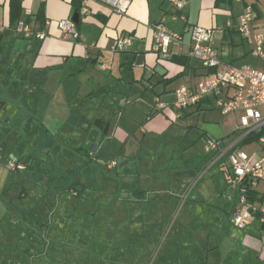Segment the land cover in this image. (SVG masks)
<instances>
[{
  "label": "crops",
  "instance_id": "1",
  "mask_svg": "<svg viewBox=\"0 0 264 264\" xmlns=\"http://www.w3.org/2000/svg\"><path fill=\"white\" fill-rule=\"evenodd\" d=\"M183 1L179 10L168 0H131L117 14L86 0L88 12L81 14L74 0H0V169L11 156L23 166L0 175V264H200V254L207 258L218 247L210 239L226 220L232 223L233 204L224 200V187L218 195L224 202L218 197L210 204L200 185L226 178L228 168H211L199 182L206 155L193 167L152 148L144 154L143 145L167 131L170 117L188 114L171 106L157 110L156 101L171 104L177 88L209 74L189 57L185 27L214 29L212 45L225 62L264 65L237 31L244 3ZM247 2L257 6L259 30L264 0ZM76 14L73 39L57 22ZM162 18L184 42L171 44L164 57L152 49V26ZM19 20L31 37L14 31ZM119 36L130 37L131 45L115 52ZM191 108L197 117L213 109L207 99ZM92 130L90 150L84 145ZM69 171L77 173L78 186L66 189ZM70 189L82 197L81 210L63 198ZM100 190L105 197H95ZM171 221L173 241L161 245ZM249 228L242 243L264 264V227Z\"/></svg>",
  "mask_w": 264,
  "mask_h": 264
},
{
  "label": "built area",
  "instance_id": "2",
  "mask_svg": "<svg viewBox=\"0 0 264 264\" xmlns=\"http://www.w3.org/2000/svg\"><path fill=\"white\" fill-rule=\"evenodd\" d=\"M86 0L80 2V13L88 12ZM107 5L117 14H124L131 0H98ZM176 9H181L183 0H168ZM244 3L242 13L238 17L237 31L251 46L252 56L258 58L264 65V26L255 30L253 20L255 13L247 0H233ZM176 18V15H172ZM183 18V17H182ZM59 30L73 39L79 37L75 23L71 19H62L57 22ZM4 26L0 25V34ZM14 31L28 38L33 35L30 27L23 20L14 25ZM189 33V57L200 67L209 71V74L200 79L195 85L184 84L175 90V99L171 104L156 101L157 110L168 106L178 111L186 110L199 105L203 100H209L212 107L222 116H232L235 124L225 139L207 138L203 144V151L207 157L205 171L219 165H228L226 183L228 192L227 201L233 204L231 209V222L238 229L248 225L264 224V193L258 192L260 183H264V150L260 155L248 156L241 147L249 135H258V140L264 148V115L259 107L264 106V69L248 64L234 65L225 62L212 45L214 29L198 25L185 27ZM36 37L42 39L44 33H37ZM152 49L160 57L168 54L171 44L182 46L184 44L182 33L175 32L165 25V18L160 19L152 26ZM131 45L128 36L117 37L111 49L122 52ZM101 64V68H106ZM240 113V121L235 114ZM5 167L10 171L23 168L13 156L7 161ZM204 171V170H203ZM264 247V244H263Z\"/></svg>",
  "mask_w": 264,
  "mask_h": 264
},
{
  "label": "rangeland",
  "instance_id": "3",
  "mask_svg": "<svg viewBox=\"0 0 264 264\" xmlns=\"http://www.w3.org/2000/svg\"><path fill=\"white\" fill-rule=\"evenodd\" d=\"M259 110L261 114L264 115V106L259 107ZM205 112L207 113L205 114V117H203L202 113H201L202 116L197 117L198 116L197 112H195V110H192V108L190 107L186 111V113L188 114H186L183 118H176L175 116L170 117L169 119L170 124L168 125L169 127L167 131L163 135H158L150 139L151 142L147 141L145 145H143L144 150L142 149L143 150L142 153L144 152V154H146L148 149L152 148L154 151L157 152L161 151L166 155L176 156L178 158L177 160L180 159L179 157H182V159H180L179 161H182L183 163H185L186 161L188 162L187 163L188 166H193V167H196V165L199 163L200 160H203L204 162L205 154L203 153L202 150L204 141L207 138L221 139L223 134L231 131V129L235 124V120L232 116H226L222 118L219 112L214 108L208 109ZM235 116L236 119L240 121L239 119L240 113L237 112ZM262 136L264 137V132ZM150 143H152L153 146H150L151 145ZM262 149L264 150L263 145L262 143L259 142L258 139L245 143L241 147V150L243 152H245L248 156L250 155L252 157L258 154L260 155V151H262ZM226 166L228 165H223V167L225 168ZM3 171H5V173H8L7 171L9 170H7L6 167L5 170L0 169V175L4 173ZM74 171H76V169ZM74 171L72 172L69 171L72 174L71 175L72 178H70V180H66L64 178L63 186H65V188L67 187L66 189H68L71 186H76V187L78 186L77 184H75L78 175ZM210 172L211 170L209 171L207 170L206 172H204L202 174V178H200L198 181L201 182L202 179H205L207 177L206 175L209 174ZM105 174L107 175V173ZM54 175L56 176V178H58L54 180L55 181L59 180V174H54ZM200 187L203 188L207 196L209 195L208 202L210 204H215L217 202V198L219 197L218 195L222 191L223 187L225 190L223 196H224V200H226L225 195L228 192V187L226 183V178L222 177V175L219 174L214 182H212L211 180L203 181ZM100 191L101 192L98 193L101 195H95V197H99V198L105 197L104 196L105 191L103 190ZM257 191L264 193V183L259 184ZM61 193L65 196L63 198L68 199V202L73 203L75 207L79 202L78 209L80 210L82 209V205H83L82 197L80 196L75 197L71 194V192L68 191H63ZM83 198L85 199L86 195ZM219 198L221 199L220 202L222 204V202L224 201L221 197ZM172 225H173V221L169 223V226H167L166 230L164 231L162 235L161 245L162 244L164 246L171 245L175 232L174 227L176 226V224H174L173 228ZM247 227L246 230L238 229L235 225H233L228 220H226L223 224L220 225L219 229H221V231H219L218 238L212 237L210 239V244H213L214 242L218 247L215 250L207 251V258H205L204 254H203L204 256H201L200 254V258H201L200 264H261V261L258 260L256 254L250 251L246 244L242 243L244 233L248 232V230L250 229L249 225ZM225 235L226 237H223ZM199 243L201 242L199 241ZM202 245H203L202 243L201 245L199 244L201 248ZM202 249L203 251H205L204 248Z\"/></svg>",
  "mask_w": 264,
  "mask_h": 264
},
{
  "label": "water",
  "instance_id": "4",
  "mask_svg": "<svg viewBox=\"0 0 264 264\" xmlns=\"http://www.w3.org/2000/svg\"><path fill=\"white\" fill-rule=\"evenodd\" d=\"M72 21L74 23H77V14L73 16L72 18ZM96 131L92 130L90 131L88 137H87V140L85 142V147H89L90 150H93L94 149V146H95V134H97V132L95 133Z\"/></svg>",
  "mask_w": 264,
  "mask_h": 264
},
{
  "label": "trees",
  "instance_id": "5",
  "mask_svg": "<svg viewBox=\"0 0 264 264\" xmlns=\"http://www.w3.org/2000/svg\"><path fill=\"white\" fill-rule=\"evenodd\" d=\"M75 2H77V8H76V11L79 12V6H80V2L81 0H74ZM221 0H217V2H220ZM224 2H231L232 0H223ZM253 11H257V6L255 3H250ZM255 139H258V135H249L248 138H246V140L244 141V143H248L252 140H255ZM262 227H264V224H262Z\"/></svg>",
  "mask_w": 264,
  "mask_h": 264
},
{
  "label": "flooded vegetation",
  "instance_id": "6",
  "mask_svg": "<svg viewBox=\"0 0 264 264\" xmlns=\"http://www.w3.org/2000/svg\"><path fill=\"white\" fill-rule=\"evenodd\" d=\"M76 182H77V181H76ZM75 184H76V183H75ZM70 188H71V187H70ZM21 192H22V188H20V190H19V194H21ZM68 192H71V194H72L73 196H75V197L78 196V192L75 191L74 189H70ZM38 227H40V229L43 228V227H41L40 225H39Z\"/></svg>",
  "mask_w": 264,
  "mask_h": 264
}]
</instances>
